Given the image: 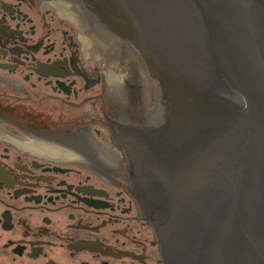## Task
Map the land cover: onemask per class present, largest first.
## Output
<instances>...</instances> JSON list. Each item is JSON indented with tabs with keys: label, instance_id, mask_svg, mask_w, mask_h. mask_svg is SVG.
Instances as JSON below:
<instances>
[{
	"label": "flooded vegetation",
	"instance_id": "1",
	"mask_svg": "<svg viewBox=\"0 0 264 264\" xmlns=\"http://www.w3.org/2000/svg\"><path fill=\"white\" fill-rule=\"evenodd\" d=\"M96 14V0H0V264H166L146 173L179 122Z\"/></svg>",
	"mask_w": 264,
	"mask_h": 264
},
{
	"label": "water",
	"instance_id": "2",
	"mask_svg": "<svg viewBox=\"0 0 264 264\" xmlns=\"http://www.w3.org/2000/svg\"><path fill=\"white\" fill-rule=\"evenodd\" d=\"M96 1L179 122L137 158L166 264H264V0Z\"/></svg>",
	"mask_w": 264,
	"mask_h": 264
}]
</instances>
